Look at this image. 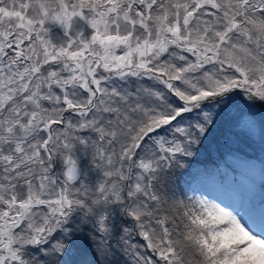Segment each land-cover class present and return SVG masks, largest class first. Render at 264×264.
Instances as JSON below:
<instances>
[{
	"label": "snow or ice",
	"instance_id": "snow-or-ice-1",
	"mask_svg": "<svg viewBox=\"0 0 264 264\" xmlns=\"http://www.w3.org/2000/svg\"><path fill=\"white\" fill-rule=\"evenodd\" d=\"M257 107L264 0H0V264H264L184 178Z\"/></svg>",
	"mask_w": 264,
	"mask_h": 264
},
{
	"label": "rangeland",
	"instance_id": "rangeland-1",
	"mask_svg": "<svg viewBox=\"0 0 264 264\" xmlns=\"http://www.w3.org/2000/svg\"><path fill=\"white\" fill-rule=\"evenodd\" d=\"M56 35H60L61 33L59 32V30H55L54 31ZM261 109L259 107L256 108V114H258L261 117ZM256 114L254 113L253 115V119L258 120ZM223 121L222 123L225 122V127L228 129V136L231 139L232 142H230V146L232 147V150H234V152H242L245 153L244 151L241 150H246V154L249 156L250 155V151H255V150H259L258 147L260 146V143L258 144V141L261 136V128L260 126L257 125L251 130L250 135L251 136H246L242 134V130L238 129V137L243 140L241 142H239L238 137L236 136V132H234V134L231 135L230 132V128L231 125H229V122H232L231 118L227 115H225V117H221L218 122ZM215 130H218V127L216 125ZM228 140V139H225ZM225 140H222L221 144L224 143ZM212 153L213 155L216 153L215 149H212ZM216 155V154H215ZM261 159H259L260 161ZM86 162H90V155L88 157V159H84L83 157H81V166L82 164L84 165ZM248 163V164H247ZM253 162L249 161V160H240L236 170H240L242 173L248 172L247 176L243 175V178L241 180H239V184H240V188L243 192H241L240 196L239 194L236 192L231 193L230 190H232V185H235L236 183L233 182V176H229L228 178H223V174L222 173H218L216 175H214L212 178L207 179V181L203 182L202 184H195L192 187L196 189V193L195 194H205L207 196H209L210 198H214L216 199L218 202H221L223 204H226L230 207H233L234 209H236L242 216L245 217V219L249 220V222H254V220H252L248 213H246L245 208L241 207L239 203H237L236 200L239 197H242L243 200H245V204L249 203V201L251 200V198L253 197L254 194V189L256 187V184L258 182V179H256L255 176V171L258 170V167L260 169V166L262 165H258V167L253 168L252 169H247L246 166H250V164H252ZM245 164V165H244ZM247 164V165H246ZM262 164V163H261ZM97 178V177H96ZM95 178V179H96ZM236 204H235V203ZM255 224H258L256 222H254Z\"/></svg>",
	"mask_w": 264,
	"mask_h": 264
},
{
	"label": "trees",
	"instance_id": "trees-1",
	"mask_svg": "<svg viewBox=\"0 0 264 264\" xmlns=\"http://www.w3.org/2000/svg\"><path fill=\"white\" fill-rule=\"evenodd\" d=\"M55 30L59 29H54V31ZM220 129L221 126L218 128V131L215 132L214 130L209 135L204 146L200 149L198 156L192 158L193 163L190 165V168L185 171L184 178L191 180L192 185L197 181L204 180L206 177H211L223 171L225 172L223 178L234 173L231 162L235 157V153L232 147L229 146L231 141L229 139L231 138H229L225 130ZM222 140H225L223 144H221ZM212 149L216 150V155H213ZM82 168L88 172V176L91 180H95L97 174L92 170L90 162H86L84 165L82 164ZM260 191L264 193V185L261 186ZM177 194L179 195V192Z\"/></svg>",
	"mask_w": 264,
	"mask_h": 264
}]
</instances>
